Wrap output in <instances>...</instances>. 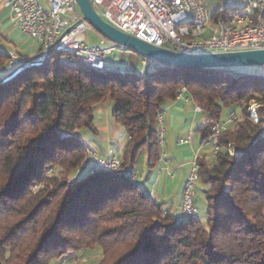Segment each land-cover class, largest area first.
I'll return each instance as SVG.
<instances>
[{
	"label": "trees",
	"instance_id": "obj_1",
	"mask_svg": "<svg viewBox=\"0 0 264 264\" xmlns=\"http://www.w3.org/2000/svg\"><path fill=\"white\" fill-rule=\"evenodd\" d=\"M40 51L11 65L0 50V264H61L96 246L97 264H264V74L155 63L132 77L64 52L37 62ZM183 87L207 117L201 141L219 146L213 161L198 157L204 223L185 222L134 178L140 154L158 165L157 115ZM107 99L127 139L115 171L91 173L82 130L98 132ZM225 108L236 119L213 139Z\"/></svg>",
	"mask_w": 264,
	"mask_h": 264
},
{
	"label": "built area",
	"instance_id": "obj_2",
	"mask_svg": "<svg viewBox=\"0 0 264 264\" xmlns=\"http://www.w3.org/2000/svg\"><path fill=\"white\" fill-rule=\"evenodd\" d=\"M45 1L47 7L39 0H0L10 12V22L40 46L37 62L47 61L55 53L64 52L62 60L72 61L82 67L105 70L106 56L115 50L116 44L102 36L84 18L77 0ZM91 2L107 22L157 47L187 54L264 49V0H245L246 4L241 9L236 5L239 0H221L222 15L214 22V26H211V16L201 0H91ZM87 32H92L100 40V45L88 43ZM2 44L0 38V45ZM10 55L11 65L24 61L13 52ZM142 63L146 68L156 62L143 58ZM184 92L183 87L178 98H181ZM195 110L202 113V108L198 104L195 105ZM235 119L236 113L232 111L225 120L213 124L210 128L213 139ZM157 124L159 143L163 146L166 131L163 110L157 115ZM192 141V134H188L178 139V145H188ZM218 150L219 146L215 144L214 154ZM87 152L85 170L91 173L113 172L121 164L118 153L111 152L102 156L94 148H89ZM198 157L199 154L195 153L190 161L182 193L180 217L185 222L196 219L199 213L196 205V184L199 181ZM159 161H163L162 156Z\"/></svg>",
	"mask_w": 264,
	"mask_h": 264
},
{
	"label": "crops",
	"instance_id": "obj_3",
	"mask_svg": "<svg viewBox=\"0 0 264 264\" xmlns=\"http://www.w3.org/2000/svg\"><path fill=\"white\" fill-rule=\"evenodd\" d=\"M201 1L205 4L207 12L211 17L215 10L221 5V0ZM9 15V10L0 3V25L9 17ZM211 26H214L213 20H211ZM39 48L40 46L38 45V49ZM249 70L264 74V66L253 67ZM195 105L196 104L191 99H189L186 95H183L181 98H177L174 101H167L162 109L164 111L165 118V135L171 138L172 136H176V134H178L175 139V146L180 147V145L178 146V139L180 137L188 134H192L193 136V141L188 144V147L182 149V151H184L182 153L183 159L176 153H174L172 157H168L166 153L163 152L165 154L163 161H159L156 166V168H158V175L156 181L154 182V186L159 187V189L162 188V193L160 192L163 195L162 200H169L170 203H165V207L170 208L172 211L176 210L178 215L180 213V203L184 184L188 176L191 161L190 158L194 152H199L201 154L204 145L201 141V148L196 149L194 140V131L196 129L195 121L199 114L202 113L195 110ZM112 108L113 104L111 99H107L104 103L97 107L95 122L98 132L96 134H92L93 136H91L89 140H86L90 143L92 148L98 150L102 156H106L111 152L120 154L127 139L125 133L122 142L118 144L116 143V138L121 134V126L112 119ZM165 135L164 138L166 137ZM152 171L148 172L144 180L141 177L139 179L137 173H135L137 181L140 183L142 181L150 180ZM146 190L159 200L160 197L156 191L149 188ZM173 196H176V198Z\"/></svg>",
	"mask_w": 264,
	"mask_h": 264
},
{
	"label": "rangeland",
	"instance_id": "obj_4",
	"mask_svg": "<svg viewBox=\"0 0 264 264\" xmlns=\"http://www.w3.org/2000/svg\"><path fill=\"white\" fill-rule=\"evenodd\" d=\"M39 1L42 3L44 7H47V3L45 0H39ZM245 4H246L245 0H239V2L236 5L238 6V8L241 9L245 6ZM87 37H88V43H90L91 45H100V40L94 34H92V32H87ZM0 38L1 41L3 42V44L0 46V50L9 51L10 53L13 52L14 55L19 56L20 59L23 58L19 55V53L22 55L33 56L36 55V53L38 52V44L34 40L28 38V36H26L20 28L14 26L10 22L9 17L0 25ZM104 46H108V45H104ZM138 56H139L138 53L116 45L115 50L106 56L105 65L112 70L120 71L122 73L128 72L133 77L135 74L140 75L144 70L143 67L144 65H142L140 60V58L143 56L141 55H140L141 57ZM255 108H256V103H252L250 106V112L254 118H256ZM236 111L239 114V109H236ZM230 113H231V108H225L222 113L223 119L227 118ZM206 121H207V117L203 113L199 114V116L195 121L196 129L194 131V137H195L194 140H195L196 149L201 148L200 146H201L202 133L200 132L199 128L202 124H206ZM82 131L84 133L83 135L86 138V140H89L91 136H93L92 135L93 133H91L88 130H82ZM125 133H126L125 128L121 126V134L116 138L117 144L122 142ZM177 135L178 134H176V136H172L171 138L165 135L166 143L163 146L160 145V156L164 158L165 156L164 153H166L168 157H172L173 154L176 153L180 156V158L183 159L182 153L184 151H182V149L188 147V145H184L180 147L175 146V139ZM214 149H215V144L213 142H205L201 154L209 155L210 156L209 160L213 161ZM195 153L200 155L199 152H194V154ZM194 154L192 153V157L190 158V160L193 158ZM137 160L138 162L135 173H137L139 179L141 177L144 180L148 172H151L153 170L150 180L140 182L142 187L156 191V193H158L160 197L158 201L169 204L170 202L168 199H165V201L162 200L163 199L162 197L163 195L161 194L162 188L159 189V187L154 186V182L156 181L158 175V168L154 167L152 169L151 167L148 166L147 156L145 153L140 154ZM38 187L39 185L35 187V189ZM206 189L208 188L204 183H202L201 181L197 182L196 205L198 206L199 209L198 218L203 223L206 221V217H207V201L205 196ZM173 197L176 198V196ZM173 212L178 215L176 210H174ZM101 257H102V250L101 248L96 246L88 250L69 253L65 258H63L61 264H97L100 261Z\"/></svg>",
	"mask_w": 264,
	"mask_h": 264
},
{
	"label": "water",
	"instance_id": "obj_5",
	"mask_svg": "<svg viewBox=\"0 0 264 264\" xmlns=\"http://www.w3.org/2000/svg\"><path fill=\"white\" fill-rule=\"evenodd\" d=\"M84 18L105 38L123 48L132 50L156 63L199 69H220L264 66V49L187 54L173 49L157 47L116 28L96 11L91 0H77Z\"/></svg>",
	"mask_w": 264,
	"mask_h": 264
}]
</instances>
